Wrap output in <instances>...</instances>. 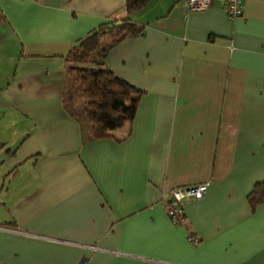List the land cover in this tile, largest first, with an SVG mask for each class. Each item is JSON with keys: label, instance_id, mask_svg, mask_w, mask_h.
Instances as JSON below:
<instances>
[{"label": "crops", "instance_id": "0c3cea01", "mask_svg": "<svg viewBox=\"0 0 264 264\" xmlns=\"http://www.w3.org/2000/svg\"><path fill=\"white\" fill-rule=\"evenodd\" d=\"M122 18L142 31L102 66L140 94L88 138L63 107L65 55ZM263 180L264 0L234 19L217 1L0 0V264H264V202L246 198ZM200 182L172 223L164 194Z\"/></svg>", "mask_w": 264, "mask_h": 264}, {"label": "trees", "instance_id": "16d2710c", "mask_svg": "<svg viewBox=\"0 0 264 264\" xmlns=\"http://www.w3.org/2000/svg\"><path fill=\"white\" fill-rule=\"evenodd\" d=\"M148 1L123 0V9L130 13ZM141 31L127 18L104 22L75 40L65 55L63 107L88 138L107 136L134 115L140 91L103 67L102 61L111 47ZM246 198L252 209L264 202V180L256 182Z\"/></svg>", "mask_w": 264, "mask_h": 264}, {"label": "built area", "instance_id": "2783aa9c", "mask_svg": "<svg viewBox=\"0 0 264 264\" xmlns=\"http://www.w3.org/2000/svg\"><path fill=\"white\" fill-rule=\"evenodd\" d=\"M217 1L229 19H234L241 14L244 0H182L183 8L187 10H203ZM205 191V183L174 187L164 194V211L167 218L177 225L183 224L184 215L182 204L187 200L200 199ZM189 241L196 242L194 236H189Z\"/></svg>", "mask_w": 264, "mask_h": 264}]
</instances>
